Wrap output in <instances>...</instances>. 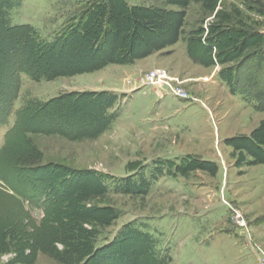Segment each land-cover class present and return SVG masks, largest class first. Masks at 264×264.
Returning <instances> with one entry per match:
<instances>
[{"label":"rangeland","instance_id":"374dc122","mask_svg":"<svg viewBox=\"0 0 264 264\" xmlns=\"http://www.w3.org/2000/svg\"><path fill=\"white\" fill-rule=\"evenodd\" d=\"M113 2L0 0V264H261L264 0Z\"/></svg>","mask_w":264,"mask_h":264},{"label":"built area","instance_id":"2783aa9c","mask_svg":"<svg viewBox=\"0 0 264 264\" xmlns=\"http://www.w3.org/2000/svg\"><path fill=\"white\" fill-rule=\"evenodd\" d=\"M161 76L165 78L166 82H163V83H166V84H169L171 89L169 90L170 93L172 95H177V96H180L181 99L183 100H189L191 99L192 97L188 96V95H185V94H181L178 92V90H176V88H173L172 85L169 83V81L167 80V75L163 72H159V73H155L154 76H152L150 78L151 82L153 84H156V85H160L161 84ZM162 83V84H163ZM237 217H238V220L241 222L242 225H246V221L244 220V217L243 215H241L240 213H237ZM259 248V251L261 253V257H260V260H261V264H264V249L262 247H258Z\"/></svg>","mask_w":264,"mask_h":264},{"label":"trees","instance_id":"16d2710c","mask_svg":"<svg viewBox=\"0 0 264 264\" xmlns=\"http://www.w3.org/2000/svg\"><path fill=\"white\" fill-rule=\"evenodd\" d=\"M117 1V2H116ZM114 0L113 3H115L117 6L119 5H123L124 7H126V0H124V2L122 0ZM253 90H254V93L256 95V97L258 98V100H261L264 102V89L260 88L259 85H254L253 86ZM209 170L212 171L213 174H216L218 172V168L216 166H212V167H209L208 168Z\"/></svg>","mask_w":264,"mask_h":264},{"label":"bare ground","instance_id":"6f19581e","mask_svg":"<svg viewBox=\"0 0 264 264\" xmlns=\"http://www.w3.org/2000/svg\"><path fill=\"white\" fill-rule=\"evenodd\" d=\"M160 80H161V85H163V84H162L163 82H166L165 78L162 77V76H161V79H160Z\"/></svg>","mask_w":264,"mask_h":264},{"label":"crops","instance_id":"0c3cea01","mask_svg":"<svg viewBox=\"0 0 264 264\" xmlns=\"http://www.w3.org/2000/svg\"><path fill=\"white\" fill-rule=\"evenodd\" d=\"M258 219V218H257ZM260 220V219H259Z\"/></svg>","mask_w":264,"mask_h":264}]
</instances>
